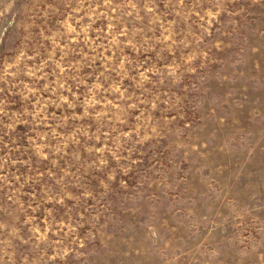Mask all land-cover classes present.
I'll use <instances>...</instances> for the list:
<instances>
[{
  "label": "rangeland",
  "instance_id": "obj_1",
  "mask_svg": "<svg viewBox=\"0 0 264 264\" xmlns=\"http://www.w3.org/2000/svg\"><path fill=\"white\" fill-rule=\"evenodd\" d=\"M0 264H264V0H0Z\"/></svg>",
  "mask_w": 264,
  "mask_h": 264
}]
</instances>
